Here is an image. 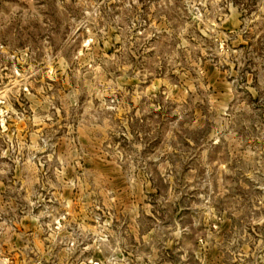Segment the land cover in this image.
Masks as SVG:
<instances>
[{"label": "rangeland", "instance_id": "obj_1", "mask_svg": "<svg viewBox=\"0 0 264 264\" xmlns=\"http://www.w3.org/2000/svg\"><path fill=\"white\" fill-rule=\"evenodd\" d=\"M0 264H264V0H0Z\"/></svg>", "mask_w": 264, "mask_h": 264}]
</instances>
